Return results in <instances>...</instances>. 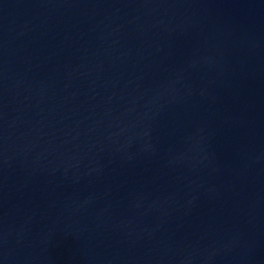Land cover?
<instances>
[{"label":"water","instance_id":"water-1","mask_svg":"<svg viewBox=\"0 0 264 264\" xmlns=\"http://www.w3.org/2000/svg\"><path fill=\"white\" fill-rule=\"evenodd\" d=\"M0 264H264V0H0Z\"/></svg>","mask_w":264,"mask_h":264}]
</instances>
